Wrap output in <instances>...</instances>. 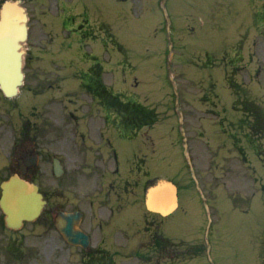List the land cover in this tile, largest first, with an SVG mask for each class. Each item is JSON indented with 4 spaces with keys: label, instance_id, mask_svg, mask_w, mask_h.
Here are the masks:
<instances>
[{
    "label": "rangeland",
    "instance_id": "374dc122",
    "mask_svg": "<svg viewBox=\"0 0 264 264\" xmlns=\"http://www.w3.org/2000/svg\"><path fill=\"white\" fill-rule=\"evenodd\" d=\"M213 1L166 0L164 2L163 0L160 2V0H150L147 4L154 6L150 16L140 26L141 19L137 14L131 13L127 2L111 0V11L114 12L111 17L117 29L114 31L127 47L125 54L129 53L133 65L137 68L133 72L134 75L127 73L128 84H133L137 78L138 87H132L134 92L140 96H147L149 103L160 108L159 110H166L162 111V118L166 115H171L173 118H170L164 126H156L152 131L154 137L157 135L160 141L159 161L153 165L155 170L152 172L154 175L173 178L178 183L189 187L187 191L185 190L184 196L186 197L189 192L188 212L185 213L182 209L167 220V225L172 226L170 229L172 235L188 242L192 240L195 244L204 243L207 246L202 254L200 252L194 258L177 264H261L260 232L264 225V198L261 192L255 189L254 172L247 168L248 166L244 167L245 164L240 154L232 145L230 135L222 134L219 127L217 130L212 127L206 129L207 132L209 130L207 138L212 141L209 142L206 139L207 144H211L213 148L209 152L207 148H204L203 152L197 141L193 142L199 164L196 171L190 168L186 143L180 140L181 132L178 127L182 120L177 118L178 102L180 106L187 104L188 108L198 112L197 108L202 102L200 99L203 96L202 92L211 88L213 81L217 82V93L220 98L215 91H211L212 94L208 93L210 102H218L220 107H222V102L228 109L229 114L227 113L226 116L230 115L227 120L224 119V131L232 134L233 129L240 141L244 143L246 139V130L231 121L236 120L238 116L236 111L230 108L231 94L224 83V72L204 65L205 58L201 55L205 54L202 51L207 52L208 50L222 52L225 45L237 38L246 26L243 25V21L249 20L247 5L245 0H241L245 7L238 9L241 7L240 0H228V5L233 6L229 7L224 15L212 21V11L215 9ZM224 2L226 0H221V4ZM250 6L252 16L258 6H252L251 3ZM121 12H123L122 15ZM256 35L250 34L255 44L253 48H248V46L245 48V61L240 64L239 81L242 85L247 84L248 86L245 87L249 88L251 97L262 101L264 105V37ZM225 37L228 38L223 40ZM249 49L253 50L255 56L250 59V62H248ZM112 53L116 59L120 60L122 56H125L118 47ZM172 53L175 54L174 59ZM182 58L190 59L183 60ZM198 58L202 61H196ZM169 67L174 74H170ZM229 70L228 75L231 78L236 72L232 74V67H229ZM113 81L115 88L123 87L124 80L120 75L115 74ZM40 84H45V79L40 78ZM78 87L75 84L70 85V88L78 91L82 102H88L91 96L81 92L82 90L80 91ZM242 93H244L243 90ZM210 111L206 109V111H199V114L207 117L213 116ZM219 117H221L220 114L216 116V118ZM140 142V140H135L133 143L121 142L122 160L131 156L133 144L137 148ZM260 144L257 142L258 146ZM246 149L247 162L258 168L256 175L262 177V182L264 170L261 163L254 160L247 144ZM169 154L171 158L168 162L166 156ZM80 176L78 177L79 185L89 186L92 191V177L89 179L85 173ZM49 179L54 180L53 177ZM201 180L206 182V189ZM246 189V194H244L242 190ZM191 190L195 194H191ZM51 191L55 192L56 188H52ZM229 191L234 194L233 199H228ZM249 209V212L244 211ZM45 250L28 260L37 262V264L46 262L47 264H57V262L58 264H79L74 258L77 257L76 254L52 251L51 241L50 247ZM185 258H189V255L187 254Z\"/></svg>",
    "mask_w": 264,
    "mask_h": 264
},
{
    "label": "flooded vegetation",
    "instance_id": "af4514ba",
    "mask_svg": "<svg viewBox=\"0 0 264 264\" xmlns=\"http://www.w3.org/2000/svg\"><path fill=\"white\" fill-rule=\"evenodd\" d=\"M24 2L30 16V37L24 47L25 85L18 99H4L0 91V199L3 182L18 173L38 185L47 204L36 219L25 221L19 229L7 225L0 205V255L15 253L22 260L17 262L22 264L32 253L46 251L50 247L49 225L66 210L83 212L79 226L92 239L80 258L86 264H97V253L104 254L99 264H120L122 261L116 259L120 254L159 252L163 249L162 242L170 246L171 240L161 234L160 217L138 213L141 198L129 196L138 195L144 186L141 165L130 164L127 173L118 157L113 165L111 132L97 128L90 114H78L82 105L67 94L70 89L57 83L65 76L80 80L82 77V84L89 88L96 77L111 70V0ZM94 47L103 53L91 52L96 51ZM40 78H45V84H40ZM65 97L70 100L66 102ZM97 131L104 136L102 144L97 140ZM52 149L58 155L52 154ZM59 153H66L70 161ZM55 157L61 159L65 170L57 179L58 196L54 201L47 188L52 187L49 172L52 170L54 174ZM74 158L78 166L72 165ZM111 168L115 176L107 178L105 196L66 195L67 188L73 191L80 188L75 177L80 169L100 172L101 176L105 171L107 176L112 175ZM71 170L76 171L73 177L66 178ZM55 247L64 245L52 239L51 249ZM169 250L175 251L171 247ZM0 264L11 262L0 260Z\"/></svg>",
    "mask_w": 264,
    "mask_h": 264
},
{
    "label": "water",
    "instance_id": "95a60500",
    "mask_svg": "<svg viewBox=\"0 0 264 264\" xmlns=\"http://www.w3.org/2000/svg\"><path fill=\"white\" fill-rule=\"evenodd\" d=\"M0 15V84L7 94H12L23 79L21 48L27 36V16L18 1H5L1 6ZM167 184L175 190L172 184ZM155 186L150 187L149 197ZM33 193L37 196L35 190Z\"/></svg>",
    "mask_w": 264,
    "mask_h": 264
}]
</instances>
